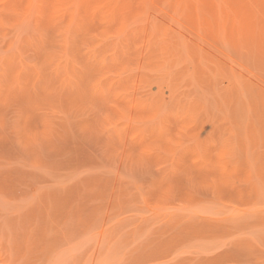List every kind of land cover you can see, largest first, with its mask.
Returning a JSON list of instances; mask_svg holds the SVG:
<instances>
[{
	"label": "rangeland",
	"instance_id": "374dc122",
	"mask_svg": "<svg viewBox=\"0 0 264 264\" xmlns=\"http://www.w3.org/2000/svg\"><path fill=\"white\" fill-rule=\"evenodd\" d=\"M0 264H264V0H0Z\"/></svg>",
	"mask_w": 264,
	"mask_h": 264
}]
</instances>
